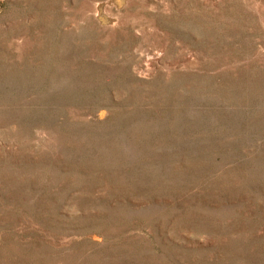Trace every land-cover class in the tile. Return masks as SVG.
I'll return each instance as SVG.
<instances>
[{
    "label": "rangeland",
    "instance_id": "obj_1",
    "mask_svg": "<svg viewBox=\"0 0 264 264\" xmlns=\"http://www.w3.org/2000/svg\"><path fill=\"white\" fill-rule=\"evenodd\" d=\"M0 264H264V0H0Z\"/></svg>",
    "mask_w": 264,
    "mask_h": 264
}]
</instances>
